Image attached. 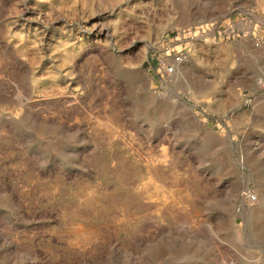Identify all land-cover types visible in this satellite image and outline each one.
<instances>
[{"label":"rangeland","instance_id":"rangeland-1","mask_svg":"<svg viewBox=\"0 0 264 264\" xmlns=\"http://www.w3.org/2000/svg\"><path fill=\"white\" fill-rule=\"evenodd\" d=\"M0 264H264V0H0Z\"/></svg>","mask_w":264,"mask_h":264},{"label":"built area","instance_id":"built-area-1","mask_svg":"<svg viewBox=\"0 0 264 264\" xmlns=\"http://www.w3.org/2000/svg\"><path fill=\"white\" fill-rule=\"evenodd\" d=\"M245 15V14H244ZM226 21V20H225ZM225 21H223V23H211L210 25H204V26H200L199 30L204 33L206 30H204L205 26H209V30L212 29V31H214V34H218V35H227L230 37H234V38H238L239 34L241 33V31L236 30L234 25L237 22H229L226 23ZM246 22V18H242L241 20L238 21V23H245ZM208 30V31H209ZM247 33L243 32L242 36H246ZM183 53H175L172 55H167V58L162 59L161 60V66L160 68L157 70V74L159 75V79L162 82H165L169 79V77L171 75H173V73L175 72V68L178 64H180L182 62L183 59ZM247 198H253V196H251V194H246Z\"/></svg>","mask_w":264,"mask_h":264},{"label":"bare ground","instance_id":"bare-ground-1","mask_svg":"<svg viewBox=\"0 0 264 264\" xmlns=\"http://www.w3.org/2000/svg\"><path fill=\"white\" fill-rule=\"evenodd\" d=\"M178 66H180V65H178ZM178 69V68H177Z\"/></svg>","mask_w":264,"mask_h":264}]
</instances>
